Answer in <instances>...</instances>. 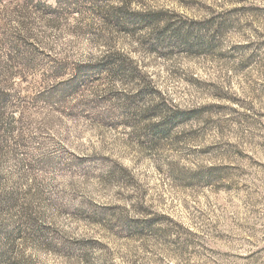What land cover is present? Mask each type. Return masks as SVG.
I'll list each match as a JSON object with an SVG mask.
<instances>
[{
  "label": "rangeland",
  "instance_id": "374dc122",
  "mask_svg": "<svg viewBox=\"0 0 264 264\" xmlns=\"http://www.w3.org/2000/svg\"><path fill=\"white\" fill-rule=\"evenodd\" d=\"M0 92V264H264V0H3Z\"/></svg>",
  "mask_w": 264,
  "mask_h": 264
},
{
  "label": "trees",
  "instance_id": "16d2710c",
  "mask_svg": "<svg viewBox=\"0 0 264 264\" xmlns=\"http://www.w3.org/2000/svg\"><path fill=\"white\" fill-rule=\"evenodd\" d=\"M3 0H0V9ZM127 4L122 7L117 8L118 11L117 18L120 21L121 25L132 32L136 30V26L142 25L147 28H154V26L160 25L162 22L165 23V27L170 26V17L164 15V12H154V11H147V12H140V11H132L129 9ZM118 56V57H117ZM119 54H116L114 57L119 59L115 60L113 63H109L106 66L109 72H117L124 67V61H122L119 57ZM107 57V56H106ZM105 57V58H106ZM112 57V56H109ZM108 58V57H107ZM4 94L0 92V104L5 102V98L3 97Z\"/></svg>",
  "mask_w": 264,
  "mask_h": 264
}]
</instances>
